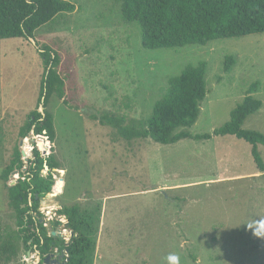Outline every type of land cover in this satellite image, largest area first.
Wrapping results in <instances>:
<instances>
[{
  "label": "rangeland",
  "instance_id": "obj_1",
  "mask_svg": "<svg viewBox=\"0 0 264 264\" xmlns=\"http://www.w3.org/2000/svg\"><path fill=\"white\" fill-rule=\"evenodd\" d=\"M66 1L76 11L37 30L34 39L59 53L74 107L56 97L48 106L56 130L53 154L63 170L54 171L56 189L40 202L41 222L49 231L62 222L56 232L69 243L72 234L58 211L76 203L100 207L92 264H168L170 254L180 264H264V173L248 143L234 136L173 145L126 141L91 119L108 112L148 120L168 80L187 65L206 62L207 96L190 133L223 127L258 82L254 97L263 106L242 129L264 134V34L147 50L140 27L123 21L117 0ZM37 45L0 41V176L16 146L25 159L36 142L31 134L21 145L19 130L37 106L44 72ZM227 57L236 61L230 72L224 71ZM258 151L264 161V146ZM19 178L10 176L12 183ZM8 204L0 179V234L13 236L18 228ZM18 244V255L0 264H37L38 252Z\"/></svg>",
  "mask_w": 264,
  "mask_h": 264
},
{
  "label": "trees",
  "instance_id": "obj_2",
  "mask_svg": "<svg viewBox=\"0 0 264 264\" xmlns=\"http://www.w3.org/2000/svg\"><path fill=\"white\" fill-rule=\"evenodd\" d=\"M117 1L121 6L123 21L140 27L142 47L147 50L207 46L213 41L264 34V0ZM75 11L76 6L66 0H0V41L35 39L37 30L57 17ZM38 53L44 72L37 106L19 130L21 141L32 134L36 142L32 145L27 163L22 150L16 146L0 176L18 228L13 236L0 234V261L10 263L18 255V242H22L26 252H39L42 259L54 248L58 249V253H67L64 264H92L100 224V207L90 208L76 203L58 211V215L67 220L65 229L73 234L69 243L58 238V235L52 236L63 225L62 222L55 221L52 231L41 222L40 202L52 192L53 187L54 191L56 189L54 171L63 170L53 154L56 130L54 116L48 111V106L56 97L64 106L74 107L69 105L67 99V78L59 71V53L50 45L41 46ZM235 63L233 57H227L224 71L230 72ZM207 67L206 62L187 65L180 75L171 77L148 120L128 119L108 112L100 116L92 115L91 119L114 129L126 141L151 139L157 144L173 145L186 139L207 141L213 136H234L251 146L253 161L260 173H264V161L258 151L259 146H264V134L242 129L246 119L258 113L263 106L254 97L258 82L249 87L243 101L232 111L227 124L213 134L190 133L207 96ZM43 99L44 112L41 113L39 109ZM13 173L20 175L15 185H11L10 180Z\"/></svg>",
  "mask_w": 264,
  "mask_h": 264
},
{
  "label": "water",
  "instance_id": "obj_3",
  "mask_svg": "<svg viewBox=\"0 0 264 264\" xmlns=\"http://www.w3.org/2000/svg\"><path fill=\"white\" fill-rule=\"evenodd\" d=\"M32 42L35 44V46L37 45V43L35 42L34 39H31ZM51 68L48 69V72ZM44 99L42 100V104L40 106V108L42 109V112H44ZM24 143V141L21 142V145ZM23 157H25V152H22ZM25 161L27 162V158H25ZM46 169H48L46 167ZM17 183V181L13 182L11 185H15ZM57 232H53L52 236H56ZM73 236V234L71 235ZM58 238L63 239L62 238V234L58 235ZM30 255V254H29ZM67 258V253L65 251H61L60 253H58V249H54L51 248L50 249V254H48L44 259L41 258L39 252L37 253V264H64L63 260ZM68 261V260H66Z\"/></svg>",
  "mask_w": 264,
  "mask_h": 264
},
{
  "label": "clouds",
  "instance_id": "obj_4",
  "mask_svg": "<svg viewBox=\"0 0 264 264\" xmlns=\"http://www.w3.org/2000/svg\"><path fill=\"white\" fill-rule=\"evenodd\" d=\"M167 261H168V264H180V257L175 254H170L167 257Z\"/></svg>",
  "mask_w": 264,
  "mask_h": 264
},
{
  "label": "bare ground",
  "instance_id": "obj_5",
  "mask_svg": "<svg viewBox=\"0 0 264 264\" xmlns=\"http://www.w3.org/2000/svg\"><path fill=\"white\" fill-rule=\"evenodd\" d=\"M49 196V195H48ZM53 197H55L54 195H53ZM44 204V203H43Z\"/></svg>",
  "mask_w": 264,
  "mask_h": 264
},
{
  "label": "built area",
  "instance_id": "obj_6",
  "mask_svg": "<svg viewBox=\"0 0 264 264\" xmlns=\"http://www.w3.org/2000/svg\"><path fill=\"white\" fill-rule=\"evenodd\" d=\"M32 149V148H31Z\"/></svg>",
  "mask_w": 264,
  "mask_h": 264
}]
</instances>
